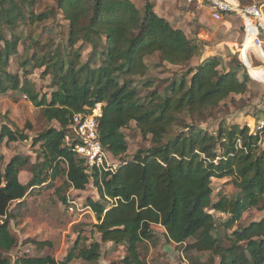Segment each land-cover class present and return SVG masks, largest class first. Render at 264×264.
<instances>
[{
    "label": "trees",
    "instance_id": "obj_1",
    "mask_svg": "<svg viewBox=\"0 0 264 264\" xmlns=\"http://www.w3.org/2000/svg\"><path fill=\"white\" fill-rule=\"evenodd\" d=\"M49 1L53 7L37 12L39 0H0V95L19 91L46 121L57 123L32 138L33 146L38 145L37 161L27 182L20 181L19 173L28 157L16 154L0 164V264H73L75 258L95 263L107 242L125 247L122 264H149L139 247L153 240L155 226L179 247L187 264H264V217L233 227L245 210L264 211V127L251 131L221 121L215 135L200 127L215 117L221 103L228 98L235 103V95L248 91L245 65L233 57L224 69L222 57L210 56L160 91L146 75V59L157 55L168 64L187 65L200 48L194 38L156 14L150 0L143 9L132 0ZM57 13L67 22L65 42L52 46L31 36L34 24ZM20 26L27 31L23 41ZM22 42L28 50L25 56L19 50ZM84 44L91 51L82 61ZM13 57L21 78L10 69ZM38 69L41 78L50 77L49 98L44 93L38 98L28 78ZM136 77L150 89L144 96ZM98 103L104 151L114 158L127 153L123 129L131 122L149 136L150 146L123 157L113 171L88 173L64 137L70 134L71 117L89 114ZM27 139L18 128L1 127L0 143ZM64 177L62 184L75 190L90 182L95 186L99 198L88 199L87 206L96 218L91 227L99 240L81 244L77 237L61 261L50 255L12 257L18 241L9 229L11 203L17 201L20 207L35 189L53 188ZM214 177H228L236 194L213 201ZM55 191L65 203L60 188ZM213 213L228 215L222 226L230 232L216 235ZM30 241L38 249L51 246L47 240Z\"/></svg>",
    "mask_w": 264,
    "mask_h": 264
},
{
    "label": "rangeland",
    "instance_id": "obj_2",
    "mask_svg": "<svg viewBox=\"0 0 264 264\" xmlns=\"http://www.w3.org/2000/svg\"><path fill=\"white\" fill-rule=\"evenodd\" d=\"M142 2L143 9L145 0ZM138 3V2H137ZM171 3V2H170ZM239 6H246L257 3L263 6L264 0H241L236 2ZM171 24H181L186 35L194 38L199 45L200 54L193 57L187 65H171L163 62L157 55L147 58L146 63L149 71L146 74L153 80L154 87L162 91L164 86L173 78L182 75L188 67L199 65L205 58L210 56H219L223 58L224 69L229 67L231 58L236 57L241 63L239 49L244 40V31L241 20L234 13L224 15L221 20H212L208 13L195 4H185L183 0L172 1ZM54 3L49 0H39L36 11L46 10L53 7ZM202 10V12H201ZM201 12V19L207 18L205 22L198 24L197 13ZM184 25V26H183ZM175 26V25H174ZM179 28V27H178ZM67 22L57 13L47 20L34 24L31 28V36L39 38L42 43L56 46L65 42L67 37ZM183 31V32H184ZM184 32V33H185ZM18 33L22 35V41L27 31L24 27L18 28ZM22 42L19 50L21 55L25 56L28 50ZM250 47L246 41L241 52L245 53ZM91 51L88 44H84L81 50L82 61L87 60ZM252 65L249 61L244 62L250 77L248 91L243 95H235V103L229 98L221 103L220 108L212 119H208L200 127L214 134L221 121L224 124L234 123L240 126L246 125L250 130L258 119L264 118V64L259 61L251 52ZM10 69L19 72L21 70L17 65L16 57L12 58ZM41 70H33L28 76L33 83V88L38 92V98L46 94L47 98L50 92V77L41 78ZM190 78V77H189ZM137 88L144 96L150 89L141 86L142 78L136 77ZM7 125L11 128H18L28 135L25 141L0 143V164L3 167L14 155H21L29 158V163L23 167L19 173V179L25 183L31 177L32 165L37 161L36 154L38 145L33 146L32 138L39 132L50 127H57L56 122H48L43 118L39 108L34 106L21 92L8 91L0 95V131L1 127ZM128 143L127 153L123 156L125 159L133 157L138 149H145L150 146L149 136L144 137L134 122L123 129ZM220 154L221 150L218 148ZM122 157V158H123ZM109 162L117 164L122 158H114L108 155ZM64 178L57 179L50 189H35L31 196L25 198V202L18 206L17 201L12 202L9 211L12 216L9 220V229L17 239V245L10 252L12 257L29 255L41 256L50 255L55 260L61 261L65 258L72 248L77 237L80 242L89 244L93 240H99V236L92 230L91 224L96 223V218L90 208L87 206V200H98L97 190L90 182L83 190H75L71 187H65L62 182ZM60 188V195L73 199L77 204L73 211L67 208V202L62 203L59 194L55 191ZM212 200L216 201L219 197H233L235 187L231 184L228 177L211 178ZM38 190V191H37ZM212 212V211H211ZM217 224L216 235H224L226 232L223 225L228 215L222 213H213ZM264 217L263 210L250 208L242 213L239 221L235 223L234 228L242 227L250 221L259 220ZM3 220L0 217V221ZM30 240H47L51 246L44 249H38ZM139 251L142 258L149 264H187L184 255L179 251V247L165 239L163 228L154 227V238L149 243L140 245ZM126 254L123 245H113L110 242L102 243L100 258L95 263H86L81 259H74L73 264H122L121 258Z\"/></svg>",
    "mask_w": 264,
    "mask_h": 264
},
{
    "label": "built area",
    "instance_id": "obj_3",
    "mask_svg": "<svg viewBox=\"0 0 264 264\" xmlns=\"http://www.w3.org/2000/svg\"><path fill=\"white\" fill-rule=\"evenodd\" d=\"M154 3H165L173 0H152ZM186 4H195L200 8H207L212 20H221L224 15L234 13L241 20L244 31V40L241 44L239 57L242 63L249 61L252 65L251 52L264 64V11L263 6L253 3L246 6H239L228 0H183ZM250 47L246 52H241L245 42ZM247 69V68H246ZM248 72V71H247ZM101 116V104H95L91 112L87 115L74 114L70 120V134L65 135L64 144L71 146L77 156L83 160L86 171L110 170L113 171L117 164L109 162L108 152L101 147L98 135V118ZM256 127H264V118L259 119L253 124L254 131ZM112 157V156H111ZM69 211H73L76 202L67 197Z\"/></svg>",
    "mask_w": 264,
    "mask_h": 264
},
{
    "label": "crops",
    "instance_id": "obj_4",
    "mask_svg": "<svg viewBox=\"0 0 264 264\" xmlns=\"http://www.w3.org/2000/svg\"><path fill=\"white\" fill-rule=\"evenodd\" d=\"M133 2H134V4L137 6V7H142V2H144L143 0H132ZM173 1H176V0H173ZM228 1H230V2H232V3H236L238 0H228ZM138 2V3H137ZM150 2H152L153 3V5H154V7H153V9H154V11H155V13L156 14H158L159 16H161V17H163V18H165L168 22H170L171 23V21L169 20L170 19V17H171V14H172V1H168V2H165V3H162V4H159V3H154L152 0H150ZM171 2V3H170ZM186 4V3H185ZM188 5V4H187ZM202 10H206L205 11V14L204 15H206V13H208V9L205 7V8H202ZM202 10H201V12H202ZM201 12L200 13H197V21H198V24H201V23H203V22H205L206 21V17L204 16V18L203 19H201L200 20V18H201ZM176 27H179V28H181L183 31H184V29H183V27L181 26V24H180V22L179 23H175L174 24ZM184 26V25H183ZM185 32V31H184ZM185 34H186V32H185Z\"/></svg>",
    "mask_w": 264,
    "mask_h": 264
}]
</instances>
